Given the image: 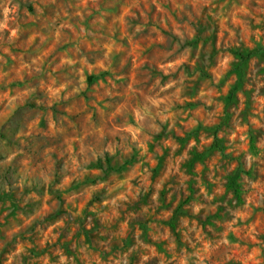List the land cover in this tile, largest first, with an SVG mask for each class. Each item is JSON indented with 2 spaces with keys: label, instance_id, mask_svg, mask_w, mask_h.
<instances>
[{
  "label": "rangeland",
  "instance_id": "rangeland-1",
  "mask_svg": "<svg viewBox=\"0 0 264 264\" xmlns=\"http://www.w3.org/2000/svg\"><path fill=\"white\" fill-rule=\"evenodd\" d=\"M0 264H264V0H0Z\"/></svg>",
  "mask_w": 264,
  "mask_h": 264
},
{
  "label": "trees",
  "instance_id": "trees-1",
  "mask_svg": "<svg viewBox=\"0 0 264 264\" xmlns=\"http://www.w3.org/2000/svg\"><path fill=\"white\" fill-rule=\"evenodd\" d=\"M106 162L108 163V165L110 166L109 164V160L106 159ZM96 165L101 167L102 166V160L101 159H98L97 162H96ZM239 172H242V169H241V164L239 163L238 167H237V172L234 174V178H238L239 177ZM171 227L173 228L174 225L171 224Z\"/></svg>",
  "mask_w": 264,
  "mask_h": 264
}]
</instances>
